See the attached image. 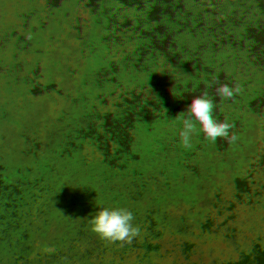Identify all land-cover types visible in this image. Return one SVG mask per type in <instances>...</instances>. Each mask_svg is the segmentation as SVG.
I'll list each match as a JSON object with an SVG mask.
<instances>
[{
  "label": "rangeland",
  "instance_id": "374dc122",
  "mask_svg": "<svg viewBox=\"0 0 264 264\" xmlns=\"http://www.w3.org/2000/svg\"><path fill=\"white\" fill-rule=\"evenodd\" d=\"M239 4L0 0V108L10 110L11 120L0 129V264H88L103 229L126 211L113 214L92 198L112 163L132 149L137 156L145 147L159 153L170 134L157 130L169 116L219 133L228 118L221 100L234 110L250 90L264 91V55L229 37L250 15ZM84 102L106 109L114 131L74 158V176L57 174L51 154L18 150L12 130L38 103L49 107V117L70 119L69 110L79 113ZM221 162L235 169L227 188L215 179L185 184L178 201L199 223L216 233L223 228L219 239L233 244L229 264H260L233 221L230 200L240 187L264 184V152L229 146L218 151ZM255 206L264 215V204Z\"/></svg>",
  "mask_w": 264,
  "mask_h": 264
},
{
  "label": "clouds",
  "instance_id": "9594fccd",
  "mask_svg": "<svg viewBox=\"0 0 264 264\" xmlns=\"http://www.w3.org/2000/svg\"><path fill=\"white\" fill-rule=\"evenodd\" d=\"M239 9H247L250 15L234 27L231 41L264 55V0H240ZM219 105L228 114L219 133L198 127L184 116H169L160 120L157 130V134L160 130L170 134L159 153L145 147L137 156L132 149L122 162L112 163L100 175L96 181L100 191L92 198L113 214L121 208L126 211L115 227L103 229L88 264H229L233 244L219 239L223 228L216 233L199 223L195 212L186 214L177 193L180 186H200L210 179L228 187L235 169L217 163L219 150L230 146L248 154L264 152V91L250 90L234 110L227 99ZM49 111L38 103L12 135L21 153L51 154L57 174L74 176V158L83 159L114 131L113 119L91 102H84L77 114L69 110L70 119L63 113L49 117ZM5 125H11L10 110L0 108V129ZM62 154L66 159H60ZM205 165L212 167L206 170ZM235 193L230 200L233 221L254 245L251 255L264 264V215L255 206L264 204V184H247ZM235 240L239 244L240 236Z\"/></svg>",
  "mask_w": 264,
  "mask_h": 264
}]
</instances>
